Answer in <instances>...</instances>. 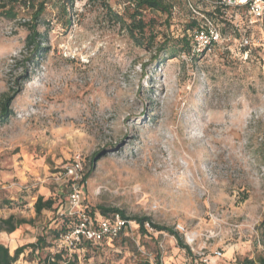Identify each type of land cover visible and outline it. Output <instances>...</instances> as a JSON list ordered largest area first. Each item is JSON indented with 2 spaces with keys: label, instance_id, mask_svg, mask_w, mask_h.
Returning <instances> with one entry per match:
<instances>
[{
  "label": "rangeland",
  "instance_id": "obj_1",
  "mask_svg": "<svg viewBox=\"0 0 264 264\" xmlns=\"http://www.w3.org/2000/svg\"><path fill=\"white\" fill-rule=\"evenodd\" d=\"M188 1L223 37L209 50L191 43L179 52L189 12L176 9L169 27L156 29L171 39L173 59H151L154 49L135 46L99 4L76 2L68 27L48 6L38 22L47 51L24 81L31 11L0 17V100L18 91L0 124V219H35L0 232V243L12 254L44 235L48 246L14 264L61 248L71 264H240L264 253V28L243 8ZM97 153L104 157L82 187L87 211L147 217L178 232L195 260L170 234L146 223L142 235L133 220L113 243L57 244L54 232L75 223L63 214L65 167L80 156L87 174ZM38 195L54 204L35 217Z\"/></svg>",
  "mask_w": 264,
  "mask_h": 264
},
{
  "label": "trees",
  "instance_id": "obj_2",
  "mask_svg": "<svg viewBox=\"0 0 264 264\" xmlns=\"http://www.w3.org/2000/svg\"><path fill=\"white\" fill-rule=\"evenodd\" d=\"M79 1H85V6L99 4L104 10V15L107 21L111 25L118 26V28L124 32L126 37L134 43L135 46L154 49L155 53L151 56V59L159 57L161 53H163L167 59H173L176 57V51L167 48L171 39L164 33L156 30L158 26L169 27L173 18V12L176 9H186L189 12L188 21L185 25V31L188 33V36L184 34L182 38L176 42V44L180 42L178 43L180 44L179 52H184L190 49L191 43L194 40V33L196 30L200 29L202 25L201 19L192 12V9L199 12L196 10L197 6H190L191 4L188 0H115L116 4L121 8L120 11L116 10L110 4V0H38L37 2L34 0H0V17L6 20L16 19L22 10L27 9L31 11L30 20L27 23L28 35L25 40L28 55L22 60L23 81L28 77L29 65L35 66L38 59L47 51V49L42 46L46 41V36L38 30V22L42 15L45 14L47 7L50 6L51 8L56 9L57 15L60 16L63 23L66 24L64 26L68 27L71 24V11L73 10L75 3ZM218 1L219 0H215L214 3L220 5ZM189 7H191V9ZM235 8H243L246 11L244 6H238ZM219 9L222 10L221 7L216 8V10L221 13V10ZM199 13L203 14L201 12ZM203 15L211 21V16ZM259 25L261 28H264V16ZM218 32L222 38V33L219 30ZM17 94L18 91L8 92L0 100V124L6 123L12 116V103ZM102 157H104V155L100 153H97L92 157L91 168L87 174H84V181L90 175L93 165ZM53 204L54 200L52 198L44 199L43 196L38 195L33 203L35 217H39L43 210H51ZM89 214L94 220H97L96 216H98V218L112 220L116 215L126 221V224L129 220H133L138 225L140 234L142 235L147 234L145 228V224L147 223L155 231L165 232L173 236L176 239L177 247L184 249L187 255L195 260L190 248L183 243L178 232L165 226L154 224L151 219L147 217L130 219L119 209L103 207L99 208L98 215H96V213H92V215L91 212H89ZM34 222L35 219H26L16 217L15 215H9L7 218L0 219V232L11 234L23 225L33 226ZM262 225H264V216ZM62 231L65 232L66 229H62ZM54 234L53 239L58 244L60 232H54ZM120 235L117 238L112 239L111 242L113 243L117 240ZM84 243L99 244L102 242L92 243L84 241ZM46 247L48 246L46 245V236L44 235L39 237L35 243L18 246L14 249L12 254L9 252L8 247L0 243V264H14L19 256L28 248L31 252H35V254L39 255ZM64 251L67 250L61 248L46 254L43 258L39 257L38 264H71L70 262H67L66 258H64ZM157 256L159 257V254ZM191 264H195L194 261H192ZM240 264H264V253L259 255L256 259L244 258Z\"/></svg>",
  "mask_w": 264,
  "mask_h": 264
},
{
  "label": "built area",
  "instance_id": "obj_3",
  "mask_svg": "<svg viewBox=\"0 0 264 264\" xmlns=\"http://www.w3.org/2000/svg\"><path fill=\"white\" fill-rule=\"evenodd\" d=\"M218 3L225 8L244 6L252 24H260L264 16V0H219ZM193 12L202 22L200 29L194 33L193 49L201 51V46L209 50L213 44L221 40L220 34L212 21L195 10ZM241 45L249 46V40L244 38ZM65 175L69 178L70 187L63 214L74 218L75 223L69 230L59 235V242L70 249L84 241L99 243L117 238L126 227V221L118 215L112 220L105 218L94 220L84 205L82 187L85 181L80 156H75L72 163L65 167ZM215 255L221 257L222 253L215 252Z\"/></svg>",
  "mask_w": 264,
  "mask_h": 264
}]
</instances>
